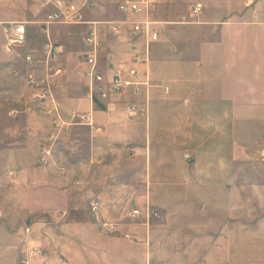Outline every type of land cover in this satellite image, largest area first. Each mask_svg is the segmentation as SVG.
<instances>
[{"label": "rangeland", "instance_id": "obj_1", "mask_svg": "<svg viewBox=\"0 0 264 264\" xmlns=\"http://www.w3.org/2000/svg\"><path fill=\"white\" fill-rule=\"evenodd\" d=\"M19 1L20 4L33 5L38 12L30 18L10 20H27V38L12 51L6 50L3 45L0 50V215H94L100 218L101 215L123 213L134 215L130 212L135 208L140 209V213L135 215H145L151 221L163 215H190L188 219L178 221L179 227L188 222L198 226L202 232L208 230L209 224L212 247L213 242L222 241L223 252L220 255H226L237 264H264V74L250 75V61H246L245 74L226 77V102L219 107L218 102L213 101L219 96V76L174 77L170 75L169 68L153 71L151 66L155 61H164L166 56L170 59L176 51L184 54L183 58L192 52L195 53L193 56H197V50L203 46L187 43L188 35L203 36L206 31L187 28L189 12L182 11L180 20L184 22L180 25L183 27L177 28V33H172L169 27H160L167 43L164 45L158 41L152 45L149 67L150 85L154 88L151 86L150 94L161 100L172 99L175 93L174 98L177 99H192L190 96L203 99L201 93L196 92L197 85L203 81L210 83V107H194L193 111L191 108L162 110L175 112L179 124H186L187 120L196 124L210 120L212 130L205 134V140H202V131L194 138L178 133V140L170 131L158 135L162 146L173 148L178 145V155L161 157L163 163H170L177 171L150 173L145 170L139 163V159L144 157L139 143H132L125 146L130 153L127 159L130 164L123 163L121 155L117 156L114 163L89 170L80 184L75 183L80 175L73 169L57 172L52 168L49 172H35L32 165L41 164L39 150L42 146L52 145L53 152L65 154L75 162L82 158L81 154L88 156L91 135L90 126L86 124L54 125L53 116L44 109L40 111L41 104L32 100L26 83L28 74L34 72L38 78H45L56 67H62V73L54 75L52 88L62 104L64 117L69 119V109L78 107L81 110L86 106L85 102L82 103L83 95L87 96L88 85L84 76L86 64L83 50L84 36L93 26L89 21L98 22L101 40L99 61L104 69L127 61L128 44L123 34L114 33L110 28V20L124 18L114 0H95L93 6L84 7L82 18L88 22H53L48 32L40 24L50 7H38L34 0ZM75 1L81 3V0ZM152 16L155 18L153 11ZM4 22L8 21H3L2 27L0 25V43L5 39ZM126 28L127 24L123 32ZM48 39L62 46L49 65L42 54V47ZM31 50H34L35 57L32 65L25 59V54ZM262 67L264 69V60H260ZM172 79H177L176 92L171 89ZM167 86L169 88L166 89ZM125 95L129 100L127 103L131 104V92ZM96 100L99 103V99ZM12 110L16 112L12 113ZM163 116L160 117L162 125L172 122L163 119ZM143 146L148 148L149 143ZM186 153H190L191 159L185 157ZM36 176L42 182L30 181ZM49 176L52 182L43 183V179ZM98 180L125 182L129 186L125 185L124 191L116 190L127 193L128 197L120 200L118 208L96 198L104 190L96 187ZM153 180L157 187L148 188ZM144 182L147 184L145 202L141 201ZM75 190L79 199L74 194ZM149 195L152 196L150 199ZM95 199L100 202L96 210L92 208ZM5 220L0 221L2 228H10ZM98 221L101 226H107V221ZM22 259L20 255L19 261Z\"/></svg>", "mask_w": 264, "mask_h": 264}, {"label": "crops", "instance_id": "obj_2", "mask_svg": "<svg viewBox=\"0 0 264 264\" xmlns=\"http://www.w3.org/2000/svg\"><path fill=\"white\" fill-rule=\"evenodd\" d=\"M114 1L119 3L121 0ZM151 1L159 29L169 27L172 33H177L176 29L183 27L180 24L184 22L180 20L181 12L187 11L190 16L187 28H202L206 31L203 36L190 34L186 37L188 44L203 45L197 50V56H193L195 53L192 52L190 56L183 58L184 54L176 51L170 59L166 56L164 61H155L151 66L153 71L169 68L170 75L174 77L219 76V96L213 100L218 102L219 107L226 102V77L245 74L243 71L246 61H250V75L264 74L263 67L260 68V60H264V0ZM34 2L36 6H41L36 0ZM196 3L202 4L198 12L193 11ZM37 12L38 8L28 3L20 4L19 0H0V25L2 27L3 21L18 17L30 18ZM158 41L164 45L167 43L161 29ZM4 44L5 39L0 43V50L2 45L5 47ZM35 51L40 52L37 48ZM184 60L187 61L186 64L183 63ZM176 80L171 81V89L175 92L178 91ZM151 86L149 83L141 93L127 91L132 94L130 100L135 108L133 111L127 107L129 100L125 94L110 93L107 97L97 95L93 101L83 95L82 103L85 102L86 106L80 111L90 112L101 127L96 129L90 126L91 149L88 156L81 154L82 158L73 162L65 154L53 152L49 162L40 158L41 164L32 165V170L49 172L53 168L52 170L59 172L73 169L80 175L75 183L80 184L89 170L93 171L99 165H110L117 156L121 155L122 162L130 164L127 160L130 153L125 146L139 143L138 147L144 156L139 159V163L145 170L148 169L150 173L158 170L177 171L170 163H163L161 157L178 155V145L173 148L162 146L158 135L170 131L178 140V133L186 134L187 137L192 135L190 138H194L195 134L202 131V140H205V134L208 135L212 130L211 121L202 120L196 124L187 120L186 124H179L175 112L162 109L191 108L193 111L194 107L208 108L211 104V86L206 81L198 83L196 92L201 93L203 99L190 96L192 99L187 100L174 98L176 93L172 99H155V94H150L154 88ZM147 94L149 97L145 99ZM54 97L62 108L58 97ZM43 106L40 105V111H44ZM71 109L79 110L78 107ZM163 114V119L172 120L165 126L160 122ZM146 143H149L148 148L143 146ZM39 152L42 157L41 150ZM37 176L30 181L42 182ZM44 182H52L51 176L44 178ZM153 182L154 180L149 182L148 188L157 187ZM125 185L129 186L122 181L112 183L109 180H98L96 187L104 190L96 198L118 208L120 200H125L128 195L116 189L124 191ZM142 187L141 201L145 202L147 184L144 182ZM108 189L114 190L109 192ZM75 193L79 199V193L76 190ZM151 197L149 195V199ZM189 217L190 215H163L160 219L151 221L145 215L124 213L101 215L100 218L94 215H0V221L6 219L10 226L2 228L0 224V264H237L226 255H220L223 252L222 241L217 244L213 242L212 247L209 224L208 230L202 232L198 230V226L188 222L179 227L178 221ZM98 219L107 221L110 226H101ZM20 255L24 261H19Z\"/></svg>", "mask_w": 264, "mask_h": 264}, {"label": "built area", "instance_id": "obj_3", "mask_svg": "<svg viewBox=\"0 0 264 264\" xmlns=\"http://www.w3.org/2000/svg\"><path fill=\"white\" fill-rule=\"evenodd\" d=\"M36 1L43 7H50L40 24L45 32L49 31L50 23L53 22H88V20L82 18L81 10L84 7H91L95 4V0H81V3L75 0ZM201 8L202 4L196 3L193 11L198 12ZM118 10L124 15V18L110 20V28L114 33L123 34L125 37L129 48L127 61L111 69L102 67L99 61L101 40L97 21H89L93 26L87 30L84 36L83 61L86 64L84 76L88 83L86 95L91 101L97 95L107 97L110 93L125 94L129 90H133L134 93H141L144 87L150 83L149 61L151 59V47L160 38L158 20L152 16V1L121 0L118 3ZM125 24L128 25V28L123 32ZM3 31L5 35L4 46L8 51H12L16 46L26 41L27 25L25 21L13 20L4 22ZM61 50L62 46L60 44L48 39L42 47V54L45 55L46 64L49 65V61L55 59ZM25 59L31 65L35 63V57L32 52L26 53ZM62 71V67H56L45 78H38L34 72H30L26 83L32 100L44 105L43 109L45 112L53 116L54 125L81 123L100 129V125L96 123L90 112L70 109L68 111L69 119L64 117L62 108L55 99L52 88L55 82L54 75H58ZM127 107L132 111L135 110L131 104H128ZM15 112V110H12V113ZM41 152V160L48 162L53 155L52 145L42 146ZM185 157L191 159L190 153H186ZM99 205V200L95 199L92 201L94 210L98 209ZM138 213H140V209L135 208L132 210V214ZM105 224L110 226L107 222ZM22 261L24 260L22 259Z\"/></svg>", "mask_w": 264, "mask_h": 264}]
</instances>
